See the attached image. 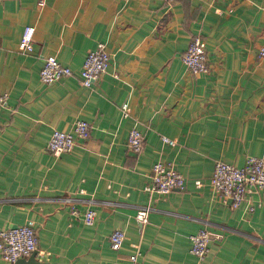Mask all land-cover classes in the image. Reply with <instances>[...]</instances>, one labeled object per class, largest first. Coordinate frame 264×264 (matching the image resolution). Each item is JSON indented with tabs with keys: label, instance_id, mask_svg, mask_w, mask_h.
<instances>
[{
	"label": "crops",
	"instance_id": "0c3cea01",
	"mask_svg": "<svg viewBox=\"0 0 264 264\" xmlns=\"http://www.w3.org/2000/svg\"><path fill=\"white\" fill-rule=\"evenodd\" d=\"M39 1L0 0V92H8L0 108V231L33 220L40 264H131L134 253L140 264H264V190L250 194V212L210 185L216 160L242 167L249 156L264 157V0ZM27 25L36 31L24 53ZM197 32L206 74L183 61ZM100 43L111 63L86 87L82 65ZM50 54L73 74L44 83ZM77 119L89 122V135L53 154V129L70 130ZM134 126L145 139L139 153L128 147ZM158 160L184 174L183 188L151 190ZM144 206L147 222L137 218ZM88 207L92 224L84 221ZM201 228L212 236L204 260L190 250ZM115 229L125 232L119 249L110 243Z\"/></svg>",
	"mask_w": 264,
	"mask_h": 264
},
{
	"label": "built area",
	"instance_id": "2783aa9c",
	"mask_svg": "<svg viewBox=\"0 0 264 264\" xmlns=\"http://www.w3.org/2000/svg\"><path fill=\"white\" fill-rule=\"evenodd\" d=\"M171 3L173 0H160ZM45 0H40L39 5L43 6ZM35 25L25 26L20 38L19 49L27 53L34 49ZM259 54L264 57V44L260 47ZM183 61L186 67L194 74H206L210 71L206 41L200 32L195 33L186 52L183 54ZM111 63V53L106 43H100L95 49L88 52L81 69V80L86 87H92L95 81L108 71ZM72 69L63 65L57 56L50 54L44 57V64L40 70V79L46 84H52L63 77L71 76ZM8 92H0V108L7 104ZM122 115L129 116L131 107L129 102L120 105ZM90 132V124L84 119H77L70 130L54 128L47 148L55 155L70 152L78 143L79 139H85ZM165 142L171 145L176 141L168 136H162ZM145 145L144 136L139 128L134 126L128 135V147L133 152L139 153ZM151 190L166 194L174 188H183L185 176L173 163L158 160L153 164ZM210 185L222 197L230 199L232 208L247 203V210L254 211V204L251 193L255 190H264V157L249 156L242 167H237L223 160H216L213 174L210 178ZM260 205V203H259ZM149 206H144L137 212V218L147 222ZM96 211L88 207L84 212V221L87 224L94 222ZM211 232L206 228L199 229L191 236V252L200 260L206 258L208 244L211 240ZM38 231L33 220H27L23 224L9 226L0 231V257L4 260L15 263L22 257L30 256L38 248ZM125 239V232L122 229H115L110 234V243L113 249H119ZM131 264L139 263V254L129 256Z\"/></svg>",
	"mask_w": 264,
	"mask_h": 264
},
{
	"label": "water",
	"instance_id": "95a60500",
	"mask_svg": "<svg viewBox=\"0 0 264 264\" xmlns=\"http://www.w3.org/2000/svg\"><path fill=\"white\" fill-rule=\"evenodd\" d=\"M36 253L37 251H34L30 256L18 259L15 264H40V261L36 260Z\"/></svg>",
	"mask_w": 264,
	"mask_h": 264
}]
</instances>
